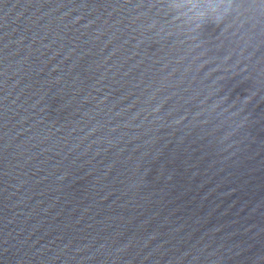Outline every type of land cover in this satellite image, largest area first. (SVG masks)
Masks as SVG:
<instances>
[{
	"label": "water",
	"instance_id": "95a60500",
	"mask_svg": "<svg viewBox=\"0 0 264 264\" xmlns=\"http://www.w3.org/2000/svg\"><path fill=\"white\" fill-rule=\"evenodd\" d=\"M186 3L0 0V264H264V0Z\"/></svg>",
	"mask_w": 264,
	"mask_h": 264
},
{
	"label": "clouds",
	"instance_id": "9594fccd",
	"mask_svg": "<svg viewBox=\"0 0 264 264\" xmlns=\"http://www.w3.org/2000/svg\"><path fill=\"white\" fill-rule=\"evenodd\" d=\"M178 9H186L185 17L192 26V31H196L204 24L206 18L211 14L212 22L220 24L225 17L230 14L229 6H226L221 0V3H210L206 8L198 3V0H187L186 4L175 5Z\"/></svg>",
	"mask_w": 264,
	"mask_h": 264
}]
</instances>
